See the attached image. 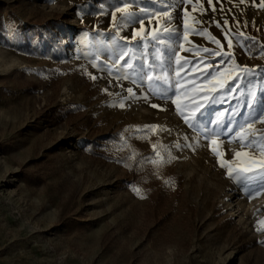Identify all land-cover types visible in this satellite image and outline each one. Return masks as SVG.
Wrapping results in <instances>:
<instances>
[{"label":"rangeland","instance_id":"374dc122","mask_svg":"<svg viewBox=\"0 0 264 264\" xmlns=\"http://www.w3.org/2000/svg\"><path fill=\"white\" fill-rule=\"evenodd\" d=\"M174 2L0 0V264H264V145L239 143L264 136L245 123L264 100V0ZM170 47L150 75L192 63L168 100L163 82L108 74L121 52L147 69ZM128 143L150 156L144 179L118 160Z\"/></svg>","mask_w":264,"mask_h":264},{"label":"snow or ice","instance_id":"6c2138e0","mask_svg":"<svg viewBox=\"0 0 264 264\" xmlns=\"http://www.w3.org/2000/svg\"><path fill=\"white\" fill-rule=\"evenodd\" d=\"M162 2H164V0H162ZM167 2L172 7H175L174 0H167ZM179 2L181 4H183L186 2V0H179ZM211 2H212V0H208V3L211 4ZM116 11L123 12L124 9H121L118 7L116 9ZM172 19H180V17H170L169 22H171ZM134 22H136L135 21V14L126 13L125 15L121 16V25L120 26L122 27L125 25H130ZM225 23H227V21H225ZM166 31L168 32V38H171L172 36H176L177 38L179 37L178 29H166ZM121 39H124V38L121 37ZM246 39L249 41H252V38H250V37H247ZM154 42H161L162 43L163 41H162L161 37H159V36H153L151 38V41H148L147 38L141 37V39L138 41V44L141 48H143L147 44L153 43V47H154L155 46ZM215 42L217 44H219V41H215ZM173 43H175V42H173ZM251 46H254V41H252L251 45H248V44L241 45V47H245V48L251 47ZM160 51L161 50L159 48L156 49V52H160ZM202 51L208 52L209 56L220 57L219 63H221V64L225 63L227 58H228L220 52H212L209 49H202ZM261 51L264 52V47H262ZM169 53H171V54L167 55L166 57H155L156 59H158L160 61V63L158 65L149 64L147 66V69H146L143 66V62H142L143 58L142 57H141V64L137 65V64H134L132 62L131 57L128 59H125V57L127 56L126 52H121L119 55L116 56V62L114 63V65L112 67L108 68L107 71H108L109 75H112L113 71L119 72L120 75L117 77V79H132L134 84L137 83L138 81H144L145 79H147L148 82H152L153 80H156L158 83L163 82L165 84V88L163 91H161L159 93V98L163 99V100H168L172 96L177 95V92L179 91V84L185 79V77L180 76V72L185 68L186 65L192 63V61H189V60H184L183 63H181L179 60L176 61L175 71H176L177 79L175 80L174 83L170 79H167L165 76H162L159 73L156 74L155 76L150 75L149 73L155 72L157 67L160 68L162 73L166 72L165 63L168 61H171L172 58L175 56V54H176L175 47H170ZM120 62H122V65ZM201 63H205V61L202 60ZM207 67L212 68V65H207ZM122 68H126L129 71H122ZM217 71H218V69H216L215 71L201 72L200 77L203 80L214 78ZM251 71H252L251 69H245V75H247ZM92 78L96 79L95 76H93ZM236 79H239V77H237ZM225 87H226V90L228 92L232 91L231 86L226 85ZM127 92L129 93L128 98H133L135 96V93L133 92V90L131 88L127 89ZM144 99L147 100L148 96H145ZM252 99L253 100L256 99L254 94L252 95ZM261 105H264V100L261 101ZM261 105H257L255 103L248 105V107H250L254 110L255 114L250 115L249 120L245 122L246 124H248L250 122H255V121H264V106H261ZM123 106H124L123 103H121L120 107H123ZM151 106L157 107V105H155V104H152ZM198 121H199V116L193 118L192 120H189L187 117H185V123L189 124L192 127H196ZM239 128L243 129L244 125H240ZM143 131H148V129H144ZM228 131L231 132L233 134V136H235L236 129L229 128ZM239 143L241 144L242 147H256L258 149H261V146L264 145V136H257L254 138H244V139L239 140ZM262 150H264V149H262ZM235 155L237 158H239L241 156V153L237 152ZM260 163H261L262 168H264V162H260ZM238 183H240L246 187L247 183H248V177L245 176L243 179L239 180ZM260 187H264V174H262L260 176ZM251 195H252V193L249 192V196H251Z\"/></svg>","mask_w":264,"mask_h":264},{"label":"trees","instance_id":"16d2710c","mask_svg":"<svg viewBox=\"0 0 264 264\" xmlns=\"http://www.w3.org/2000/svg\"><path fill=\"white\" fill-rule=\"evenodd\" d=\"M67 110H71V108H68ZM118 134L119 132H116L115 134L112 133L108 134L105 136V140L107 141L114 140ZM89 144L92 147L96 146L95 141H90ZM118 160H120L122 163L127 165L131 174L139 179H144L148 176L149 166L152 164L150 162V156L144 153V151L141 150V148H138L133 143H130L128 149L122 154H120Z\"/></svg>","mask_w":264,"mask_h":264},{"label":"bare ground","instance_id":"6f19581e","mask_svg":"<svg viewBox=\"0 0 264 264\" xmlns=\"http://www.w3.org/2000/svg\"><path fill=\"white\" fill-rule=\"evenodd\" d=\"M135 105H137V104H135ZM225 134L228 136V139H227V140L229 141L230 144H231L233 141H236L235 136H233L232 133L229 132L228 130L225 131ZM249 199H251V198L249 197ZM254 217H255V219H257V220L259 219V220H261V221L263 222V224H262V229L264 230V204H263L262 207L258 210L257 215H255Z\"/></svg>","mask_w":264,"mask_h":264}]
</instances>
